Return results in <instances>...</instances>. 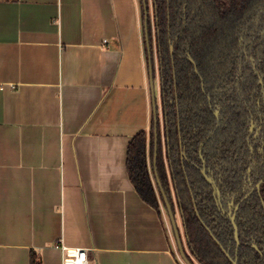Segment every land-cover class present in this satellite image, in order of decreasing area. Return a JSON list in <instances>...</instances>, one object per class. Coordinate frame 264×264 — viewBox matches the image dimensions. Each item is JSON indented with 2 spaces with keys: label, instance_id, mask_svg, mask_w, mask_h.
<instances>
[{
  "label": "crops",
  "instance_id": "1",
  "mask_svg": "<svg viewBox=\"0 0 264 264\" xmlns=\"http://www.w3.org/2000/svg\"><path fill=\"white\" fill-rule=\"evenodd\" d=\"M0 87V264H62L60 242L89 264H181L126 166L153 120L139 0H0Z\"/></svg>",
  "mask_w": 264,
  "mask_h": 264
},
{
  "label": "trees",
  "instance_id": "2",
  "mask_svg": "<svg viewBox=\"0 0 264 264\" xmlns=\"http://www.w3.org/2000/svg\"><path fill=\"white\" fill-rule=\"evenodd\" d=\"M139 1L159 84L157 138L152 120L148 136L130 140L129 179L158 213L164 197L174 215L176 204L191 264H264V0Z\"/></svg>",
  "mask_w": 264,
  "mask_h": 264
},
{
  "label": "water",
  "instance_id": "3",
  "mask_svg": "<svg viewBox=\"0 0 264 264\" xmlns=\"http://www.w3.org/2000/svg\"><path fill=\"white\" fill-rule=\"evenodd\" d=\"M146 10V8H145ZM145 17L147 18V14H146V11H145ZM145 41H146V46H147V50H148V65H149V83H150V92H151V100H152V109H153V122H154V129H155V141H156V138H157V135H156V130H157V105H156V96H155V87H154V79H153V69H152V65H151V56H150V51H149V38H148V33H147V23H146V20H145ZM174 43L173 42L171 45H170V52L172 53L173 52V47H174ZM218 115V112H216V116ZM254 130V125H251L250 127V132H252ZM259 133V130L256 131L255 133V137L256 135ZM155 149H156V143H155ZM155 155H156V152L154 154V159H155ZM203 164H204V161H203ZM203 176L205 177L206 181L212 185L213 189H214V195L217 196V198L219 199L220 198V193H219V190L218 188L215 186L214 184V181L208 177L206 175V170L205 168L203 167V169L201 170ZM260 184H257V188L259 189L260 187ZM158 185H159V182H158ZM164 200H165V204H166V210H167V213H168V217H169V220L171 222V225H172V229H173V233H174V237H175V241H176V246H177V251L179 253V256H180V259L183 261L184 264H191L190 261L188 260L186 254H185V250L183 248V244H182V241H181V237H180V232H179V229L177 227V223H176V220H175V215L170 207V205L168 204L167 202V199L164 197ZM232 206V204H231ZM230 206V207H231ZM237 207L234 209V211L236 212L237 210ZM235 212L231 215V222L233 224V228H234V237H235V240L237 242V246L239 244V240H238V231H237V227L235 225ZM233 264H237L236 261H232Z\"/></svg>",
  "mask_w": 264,
  "mask_h": 264
},
{
  "label": "built area",
  "instance_id": "4",
  "mask_svg": "<svg viewBox=\"0 0 264 264\" xmlns=\"http://www.w3.org/2000/svg\"><path fill=\"white\" fill-rule=\"evenodd\" d=\"M54 247L62 253V264H89L90 257L86 249L69 248L61 242L56 243Z\"/></svg>",
  "mask_w": 264,
  "mask_h": 264
},
{
  "label": "flooded vegetation",
  "instance_id": "5",
  "mask_svg": "<svg viewBox=\"0 0 264 264\" xmlns=\"http://www.w3.org/2000/svg\"><path fill=\"white\" fill-rule=\"evenodd\" d=\"M159 118H160V122L162 121V115H161V109H160V111H159ZM252 125H254V124H252ZM251 127V126H250ZM254 130H255V125H254ZM253 130V131H254ZM257 130H259V129H257ZM256 130V131H257ZM252 131V132H253ZM256 131H255V133H256ZM260 131V130H259ZM259 134V133H258ZM257 134V135H258ZM257 135H256V137H257ZM254 137H255V134H254ZM255 137V138H256ZM163 149H164V145H163ZM257 186V185H256ZM231 206V205H230ZM174 207H175V213L177 212V214H178V217H179V232H180V237H183V230H182V221H181V217H180V214H179V211H178V208H177V206H176V204L174 203ZM233 207V204H232V206L230 207V208H232ZM236 208V207H235ZM234 208V209H235ZM235 212V211H234ZM176 220V219H175ZM178 227V226H177Z\"/></svg>",
  "mask_w": 264,
  "mask_h": 264
},
{
  "label": "rangeland",
  "instance_id": "6",
  "mask_svg": "<svg viewBox=\"0 0 264 264\" xmlns=\"http://www.w3.org/2000/svg\"><path fill=\"white\" fill-rule=\"evenodd\" d=\"M151 13V12H150ZM163 142V141H162ZM164 143V142H163ZM179 261L181 262V264H184L183 261L180 259L179 253H177Z\"/></svg>",
  "mask_w": 264,
  "mask_h": 264
}]
</instances>
